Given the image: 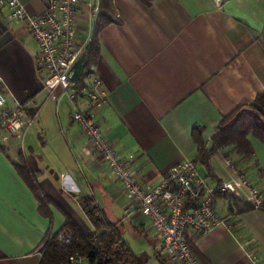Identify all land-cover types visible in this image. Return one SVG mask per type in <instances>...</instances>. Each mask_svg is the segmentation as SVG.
<instances>
[{"label":"crops","instance_id":"0c3cea01","mask_svg":"<svg viewBox=\"0 0 264 264\" xmlns=\"http://www.w3.org/2000/svg\"><path fill=\"white\" fill-rule=\"evenodd\" d=\"M29 15L43 0H18ZM82 4L76 18L89 44L101 0ZM112 22L99 32L97 54L84 85L100 81L98 101L74 90L71 101L43 87L38 48L24 25L0 9V80L7 105L33 116L22 137L0 136V264H38L47 233L70 217L93 228L79 199L90 197L141 264H172L154 257L155 238L107 166L72 121V106L93 111L105 137L132 158L140 178L156 184L174 165L198 158L192 129L209 145L220 121L264 92V0H108ZM97 7V12H93ZM253 155L225 149L247 175L264 174V145L247 137ZM20 160L34 172L43 207L16 172ZM204 177L227 184L215 210L224 223L191 234L202 264H264V210H247L244 194L218 154ZM201 174V172H200ZM244 201V202H243Z\"/></svg>","mask_w":264,"mask_h":264},{"label":"built area","instance_id":"2783aa9c","mask_svg":"<svg viewBox=\"0 0 264 264\" xmlns=\"http://www.w3.org/2000/svg\"><path fill=\"white\" fill-rule=\"evenodd\" d=\"M40 14L29 15L18 0H0V9L6 8L9 19L22 23L35 41L37 66L44 75L43 87L50 95L60 91L71 101L74 92L72 66L82 54L86 43H81L76 30L77 13L82 4L92 7L90 0H43ZM97 12V7H93ZM91 41V40H90ZM90 43V42H88ZM100 81L92 79L91 86L79 92L85 99L98 101L95 89ZM72 121L86 139L96 157L103 162L114 180L124 190L133 211L147 221L155 238L154 257L172 264H202L191 251V234L206 235L224 221L215 210L217 193L228 194V185H218L198 170L196 161L188 160L172 166L156 183L142 180L132 165V158L119 152L102 132L93 111L72 106ZM33 116L21 105L9 107L0 80V136L3 142L22 137L31 127ZM225 166L237 181L244 200L255 210L264 208V174L247 175L225 149L219 150ZM57 240L62 247L69 243L63 232ZM71 263L82 264L80 258Z\"/></svg>","mask_w":264,"mask_h":264},{"label":"trees","instance_id":"16d2710c","mask_svg":"<svg viewBox=\"0 0 264 264\" xmlns=\"http://www.w3.org/2000/svg\"><path fill=\"white\" fill-rule=\"evenodd\" d=\"M100 9L89 43L88 62L74 82L76 92H80L85 87L84 79L90 75V68L98 50L99 32L107 23L113 21L108 0H101ZM203 133L201 128L195 127L191 136L197 149L196 163L209 173L212 170L211 159L217 156L221 149L231 148L243 158L252 157L253 149L247 137L251 136L264 145V92L252 103L241 106L225 116L212 133L209 145L203 140ZM14 168L36 197L40 208L43 207L49 200L39 191L34 172L22 160L15 164ZM79 204L93 232L84 233L70 217L66 216L64 225L58 233L45 235L38 264H77L70 262L71 257L82 259V264H141L122 240L118 229L106 220L92 198L82 197L79 199ZM247 206V210H254L251 205L247 204ZM63 232L68 233L69 243L62 247L57 237Z\"/></svg>","mask_w":264,"mask_h":264},{"label":"water","instance_id":"95a60500","mask_svg":"<svg viewBox=\"0 0 264 264\" xmlns=\"http://www.w3.org/2000/svg\"><path fill=\"white\" fill-rule=\"evenodd\" d=\"M89 57V44H87L84 47V50L82 54L79 56V58L75 61V63L72 66V82H75L76 78L81 74V72L84 70Z\"/></svg>","mask_w":264,"mask_h":264},{"label":"rangeland","instance_id":"374dc122","mask_svg":"<svg viewBox=\"0 0 264 264\" xmlns=\"http://www.w3.org/2000/svg\"><path fill=\"white\" fill-rule=\"evenodd\" d=\"M201 172V174H204V172L203 171H200ZM227 185V184H226ZM230 192H232V191H230ZM226 195H230V193H228V194H226ZM244 199V198H243ZM244 202V201H243ZM83 264H85V263H83Z\"/></svg>","mask_w":264,"mask_h":264}]
</instances>
